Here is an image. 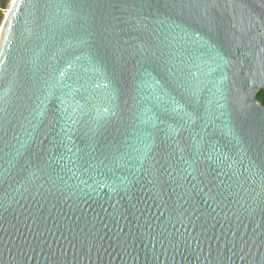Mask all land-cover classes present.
I'll return each mask as SVG.
<instances>
[{"label":"water","instance_id":"obj_1","mask_svg":"<svg viewBox=\"0 0 264 264\" xmlns=\"http://www.w3.org/2000/svg\"><path fill=\"white\" fill-rule=\"evenodd\" d=\"M10 10L0 264H264V0Z\"/></svg>","mask_w":264,"mask_h":264},{"label":"trees","instance_id":"obj_2","mask_svg":"<svg viewBox=\"0 0 264 264\" xmlns=\"http://www.w3.org/2000/svg\"><path fill=\"white\" fill-rule=\"evenodd\" d=\"M10 0H0V9H4L7 7ZM2 19L1 13H0V21ZM257 101L264 107V90H261L257 94Z\"/></svg>","mask_w":264,"mask_h":264},{"label":"bare ground","instance_id":"obj_3","mask_svg":"<svg viewBox=\"0 0 264 264\" xmlns=\"http://www.w3.org/2000/svg\"><path fill=\"white\" fill-rule=\"evenodd\" d=\"M17 0H10L9 1V9L6 11L5 15H4V19L3 21L5 22L6 20V17L10 15V12H11V6H14V4L16 3Z\"/></svg>","mask_w":264,"mask_h":264},{"label":"rangeland","instance_id":"obj_4","mask_svg":"<svg viewBox=\"0 0 264 264\" xmlns=\"http://www.w3.org/2000/svg\"><path fill=\"white\" fill-rule=\"evenodd\" d=\"M8 9H9V3H8V5H7L6 8H4V9H0V13H1V16H2V19H1V21H0V26H1L2 21H3V19H4V15H5V13H6V11H7Z\"/></svg>","mask_w":264,"mask_h":264},{"label":"snow or ice","instance_id":"obj_5","mask_svg":"<svg viewBox=\"0 0 264 264\" xmlns=\"http://www.w3.org/2000/svg\"><path fill=\"white\" fill-rule=\"evenodd\" d=\"M6 26V25H5Z\"/></svg>","mask_w":264,"mask_h":264}]
</instances>
